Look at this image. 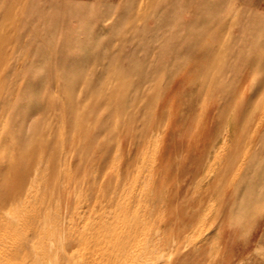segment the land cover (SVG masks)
I'll return each mask as SVG.
<instances>
[{"label": "rangeland", "instance_id": "rangeland-1", "mask_svg": "<svg viewBox=\"0 0 264 264\" xmlns=\"http://www.w3.org/2000/svg\"><path fill=\"white\" fill-rule=\"evenodd\" d=\"M260 2L147 0L129 9L132 23L122 37L89 46L75 0H0V186L14 188L25 175L37 180L29 182L35 190L23 206L24 222L35 217L47 224L45 239L57 246L58 212L77 207L82 231L79 218L99 183L105 217L126 215L149 235L144 264L164 257L264 264V93L246 103L245 90L222 123L212 118L213 134L202 135L194 148L171 115L191 109L201 94L202 115L215 111L219 77L232 79L242 61L259 53V23L246 25ZM132 61L140 70L129 75ZM40 66L46 70L37 81L33 69ZM110 101L120 128L101 171L105 140L98 134L110 131L104 118ZM164 118L153 148L152 132ZM248 212L256 226L241 244L233 220ZM25 238L38 249L41 238Z\"/></svg>", "mask_w": 264, "mask_h": 264}, {"label": "snow or ice", "instance_id": "snow-or-ice-1", "mask_svg": "<svg viewBox=\"0 0 264 264\" xmlns=\"http://www.w3.org/2000/svg\"><path fill=\"white\" fill-rule=\"evenodd\" d=\"M147 0H75L72 5L74 10L80 12L81 23L80 28L87 36L89 46L95 45H111L113 40L118 37H122L125 30L128 29L132 23L129 9L135 10L137 4L143 6ZM260 11L257 13L253 10L250 14V19L246 26L259 23L261 30V44L258 54H253L247 60L242 61L237 68V74L232 79L225 80L223 76L219 77L218 87L213 92V99L215 101V111L208 112L207 115H202V109L200 105L203 102V94L197 97L193 101V107L189 110H185L183 113H179L177 110H173L172 117L176 120L179 126L180 135L186 139H190L193 148L199 142L202 135H211L214 129L211 127V120L214 117L217 125L222 123L232 110L239 103L242 94L245 90L249 92L248 101L255 97L257 93H264V0H261L259 4ZM114 69L119 70L118 63L113 65ZM128 73L132 75L137 73L139 65L135 61H132L128 66ZM45 67H37L33 69V75L37 81H41ZM90 75L92 73L90 72ZM222 82V83H221ZM40 90L36 98L39 101ZM67 99V97H66ZM153 98V102H154ZM113 102L105 107V121L108 129L107 133L98 134L101 139L105 140V144L102 146V154L99 157L101 160L100 168L103 171V167L108 163V160L112 157L114 151V141L110 139L113 132L120 128V124L114 120V114L112 112ZM166 124V118L160 121L158 127L152 132V147L156 148L159 144V134L163 133L164 126ZM122 130V129H121ZM142 131V129H138ZM261 144H264V130L260 136ZM183 154L181 155V158ZM261 162L264 165V150L261 153ZM96 186L91 188L92 194H98ZM90 194L89 202L94 198V195ZM162 194V193H161ZM16 195V190L4 185L0 186V200L10 202ZM260 214L264 216V196L260 200ZM255 213L248 212L233 220V227L235 229V235L239 243L243 244L249 238L250 233L255 229ZM79 225V221L77 222ZM82 227H88L87 224ZM264 243V242H262ZM264 253V248L261 249ZM175 256V253H173ZM172 260V264H183V258L172 259L171 257H164L161 264H169V260ZM204 264H211L209 260H205Z\"/></svg>", "mask_w": 264, "mask_h": 264}, {"label": "bare ground", "instance_id": "bare-ground-1", "mask_svg": "<svg viewBox=\"0 0 264 264\" xmlns=\"http://www.w3.org/2000/svg\"><path fill=\"white\" fill-rule=\"evenodd\" d=\"M211 166V164L207 165L208 168ZM8 174L10 178L11 175ZM34 180L36 179L32 180L27 175L23 178L19 177L18 184L13 188L16 190L15 197L7 203L2 200L3 206L0 207V264H144V258L149 254L151 245L149 235L145 230H138L139 226L135 228L126 215L116 216L115 214L113 215L115 220L105 217L103 208L106 198L102 185H99L98 194L90 202L89 208L82 211L79 220H83V225H88L86 228L82 227V231L78 230L77 213L81 212L77 207L72 210L69 206L60 209L55 221L56 236L60 240H56L59 241L57 246L53 242L56 247H52L48 243L49 240L45 239L47 224L41 225L34 219L35 217L30 218L29 223L24 222L27 211L23 206H25L32 190H35L33 188ZM30 181L33 184L29 185ZM70 187L66 194L64 193L67 200L71 195ZM6 207L8 210H5ZM12 211H15L14 215H11ZM120 212L126 213L124 207ZM16 217L18 220H15ZM119 226L123 229L122 233L118 230ZM31 234L41 238L39 247L36 244L38 249L33 247L35 251L28 247L25 240V237ZM53 234H55L54 231ZM23 235L25 236L24 240ZM19 236L21 238L17 242ZM53 240L55 239L53 238Z\"/></svg>", "mask_w": 264, "mask_h": 264}, {"label": "crops", "instance_id": "crops-1", "mask_svg": "<svg viewBox=\"0 0 264 264\" xmlns=\"http://www.w3.org/2000/svg\"><path fill=\"white\" fill-rule=\"evenodd\" d=\"M228 159L226 158V161H227ZM222 162H224V160H222ZM222 164V163H221Z\"/></svg>", "mask_w": 264, "mask_h": 264}]
</instances>
